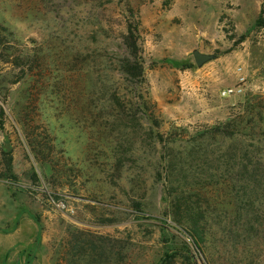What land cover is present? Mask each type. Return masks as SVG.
<instances>
[{"label": "rangeland", "instance_id": "374dc122", "mask_svg": "<svg viewBox=\"0 0 264 264\" xmlns=\"http://www.w3.org/2000/svg\"><path fill=\"white\" fill-rule=\"evenodd\" d=\"M262 14L264 0H0V264H191L166 258L186 247L196 264H264ZM131 21L139 81L121 70ZM171 156L210 185L192 200L213 257L168 215Z\"/></svg>", "mask_w": 264, "mask_h": 264}, {"label": "trees", "instance_id": "16d2710c", "mask_svg": "<svg viewBox=\"0 0 264 264\" xmlns=\"http://www.w3.org/2000/svg\"><path fill=\"white\" fill-rule=\"evenodd\" d=\"M257 25L264 27V14L260 15L258 18ZM0 37H3L1 32ZM124 43L128 56L123 59L121 70L134 81L142 80L145 74V59L141 44L140 27L136 21H131L129 23L128 33ZM22 59V55L14 56L11 63L12 65L19 66L21 65ZM2 114L3 109L1 110V115ZM219 131H222V128L215 127L213 130L206 131L207 133H205L204 136L215 137ZM29 138L31 140V148L33 147V150H36V145L38 144L32 141L34 137L29 136ZM196 141V139L193 140V142ZM203 144L205 145V143L202 142L199 148H202ZM196 147H198V145ZM196 147L192 145L191 149L193 148V150L189 154L187 152V159H193L192 157L197 152ZM198 151L200 152L201 150L198 149ZM177 164L178 161H176V157L171 156L168 166L163 168V172L161 173V177L168 191V196L171 197L168 215L193 238L197 249L207 255V257L210 255L213 257V250L218 246V237L213 231V219L210 216L208 208L205 209L203 207V200H192L193 194H199L197 192L201 186L202 188H206L210 185L206 183L200 184V180L202 179L200 176L201 174L194 172V170H197L195 169L196 163L192 166L191 170L192 176L194 175V179L192 180L188 179L184 173L181 172L182 170H187L185 169V162L182 166H177ZM188 184L193 186L192 193H190L191 189L187 188ZM181 254L186 255L191 264L197 263L196 256L189 247H186V249H176L172 253H167L166 258H168V260H173L175 256Z\"/></svg>", "mask_w": 264, "mask_h": 264}, {"label": "water", "instance_id": "95a60500", "mask_svg": "<svg viewBox=\"0 0 264 264\" xmlns=\"http://www.w3.org/2000/svg\"><path fill=\"white\" fill-rule=\"evenodd\" d=\"M194 56L198 66H203L205 63L215 58L214 54L203 53L200 50H195Z\"/></svg>", "mask_w": 264, "mask_h": 264}]
</instances>
